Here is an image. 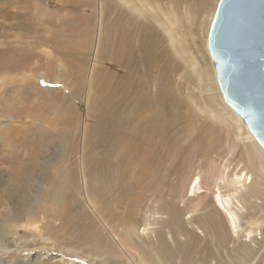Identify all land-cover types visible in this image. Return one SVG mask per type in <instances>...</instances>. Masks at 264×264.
<instances>
[{
	"label": "rangeland",
	"instance_id": "1",
	"mask_svg": "<svg viewBox=\"0 0 264 264\" xmlns=\"http://www.w3.org/2000/svg\"><path fill=\"white\" fill-rule=\"evenodd\" d=\"M159 1L163 9L169 4ZM0 2V54L29 56L0 72V245L8 248L0 264H264V184L258 180V196L250 194L252 172L240 159L241 145L202 111L215 107L148 16L134 17L117 0ZM189 3L176 15L184 45L201 66L200 26L212 0ZM132 18L153 33L149 52L156 62L133 60L139 69L126 72L149 104L142 113L135 85L113 109L128 136L120 151L106 136L96 142L90 125L111 110L108 87L124 75L110 62L112 34L129 28L150 36ZM210 134L219 144L195 154ZM142 147L158 160L166 189L146 190L151 167L135 160ZM257 174L264 178V170ZM195 177L200 183L191 195ZM218 193L228 199L238 234L214 203Z\"/></svg>",
	"mask_w": 264,
	"mask_h": 264
},
{
	"label": "bare ground",
	"instance_id": "2",
	"mask_svg": "<svg viewBox=\"0 0 264 264\" xmlns=\"http://www.w3.org/2000/svg\"><path fill=\"white\" fill-rule=\"evenodd\" d=\"M117 1L120 4V6L122 5L124 8H126V10H129L134 15V17L143 18V16H148L150 18L154 23V25H156V27L162 32L164 36L163 43L167 44L169 50L171 52H174L173 55L177 56V58L181 61V63L184 64L185 70L189 72V77H190L189 79L191 80V83L195 82L197 85L196 88L200 92H202L203 88L205 89V92L207 93V99L209 105L214 106L215 110L212 111L209 108L202 107V111L209 118L216 120L221 125V128L224 130V132L229 133L234 138V140L241 145L240 159L246 163L247 169L252 172L250 182L251 183L253 182V184L250 186L249 189L250 194L252 196H258L259 189L257 188L256 183L258 184V180H259L262 182L260 185L264 184V178L261 175L257 174L258 171L264 170V152L261 149V147L257 144L253 136L250 134V132L246 129V127L241 122V120L233 113V111L223 101L222 95L218 88L216 76L214 74V70L212 67V62L207 50V32L218 0H212V6L210 10L211 14L208 16L207 21L202 22L200 26V30L203 35L202 41L199 43V47L203 52V56L201 57V61H202L201 66H199L198 62L196 61L195 56L192 53H189L185 47L186 33L184 32V30H182V26H181L183 24V20L181 21L176 15V12L179 9L183 10L190 7L189 5L190 0H168L169 4L164 9L161 7L159 0H117ZM15 2L16 0H14V3ZM156 8H158L160 11L155 10ZM158 12L160 14L161 19L158 16ZM132 14H130V16ZM171 15L175 17L174 19L171 18L172 20L169 18V16ZM132 20L133 18L131 19V21ZM134 22L138 24L137 28H139L140 26L145 27V29L143 28L142 29L146 31L150 36H144L141 34L137 36L129 28H125V30L121 31L122 32V34H120L121 37L112 34L114 38V44L110 51L111 52L110 55L112 56L110 62L111 61L115 62L116 69L117 70L122 69L124 71V75L121 77V83L119 79L116 80L115 83H113L114 85L115 84H121V85H118L116 87H114L112 83L109 87L108 85L107 86L105 85L106 87L109 88L108 91V93L110 94L109 106L111 107V110L96 115L94 117L95 119L94 125H90L91 126L90 128H92L90 131H93L96 134V142H100L101 140H104L103 138H105L106 136L108 137L107 141L113 142L115 144V147L120 151L125 150V148L129 146L127 144L128 136L121 127L122 125L119 122V120L115 118V116L113 115L115 113L113 109L123 105V102H125L129 98V96H131L136 85L132 83V81L126 75V72L131 71L133 69V66L135 69H137L136 64L132 66L133 60L137 61L136 63H140L144 60H152L153 62H156L155 56L152 55V52L151 53L149 52L151 50V45H152V36L154 37L153 33L150 30H147L146 26L144 25V22H142L143 25L138 21H134ZM134 22H133L134 26H137ZM124 24L126 25V22H124ZM188 26L189 25L187 23V27ZM119 27L120 25L117 26V28ZM133 37H138V38H133ZM25 51H20L17 53L3 51V53L0 54V72L3 71L12 72V70L17 69L19 65L24 64V61L29 57V56L28 57L25 56V54L28 53L27 51L26 52ZM167 56L169 59H171L168 53ZM207 67L210 68V72L207 71L208 69ZM38 81L39 78L36 79L35 85L38 84ZM31 86L32 84L30 85V88ZM136 88L138 89V84L136 85ZM166 90L167 87L165 84L158 97L160 100L166 99ZM136 101L137 103L140 104L141 112L143 113L146 109V106L149 103L145 99H143L139 89L136 91ZM68 120L69 118L67 119V121ZM62 127L60 126V128ZM209 137L211 139V142L207 145L197 146L199 148L195 151V154L197 155L207 154L210 150H214L216 142H218L219 139L218 137L213 136L211 134L209 135ZM142 140L144 142L147 141L145 138H142ZM142 150L144 152L143 155L139 157H135V160L140 167H151L148 172L151 179L145 187L146 190L151 189L154 185H155L154 188L157 186H161L162 190L163 187L164 189H166L167 187L163 185L161 182L159 168H158L159 167L158 160L155 158V156H153L152 151L149 150L148 148L142 147ZM190 157L184 159L185 168H189L191 166L190 164L191 158L194 157L191 158ZM103 162H105L104 164H106L107 161H103ZM94 168L96 170L99 169V162H95ZM235 182H238V180H236ZM192 183L189 185L188 191L190 192L191 195H194L200 181L198 178L195 177V180ZM214 203L218 204L225 212L231 231H233L235 234H238L239 228L238 225L236 224L235 215L228 209L229 206L228 199L227 198L223 199V196L220 193H218L215 196ZM12 221L13 220H11L10 223H13ZM16 226L17 224L7 225V227L9 228H14ZM131 228H135V226L133 225L129 227L127 231V235ZM220 232H222V230H219L218 233ZM91 237H94V234H91ZM13 246L15 247L16 251L20 249H21L20 251L23 250L22 248H19L20 247L19 242H17V239L15 237L13 239ZM7 250H8L7 247L0 245V252L3 251L5 252Z\"/></svg>",
	"mask_w": 264,
	"mask_h": 264
},
{
	"label": "water",
	"instance_id": "3",
	"mask_svg": "<svg viewBox=\"0 0 264 264\" xmlns=\"http://www.w3.org/2000/svg\"><path fill=\"white\" fill-rule=\"evenodd\" d=\"M207 50L223 101L264 152V0H218Z\"/></svg>",
	"mask_w": 264,
	"mask_h": 264
}]
</instances>
